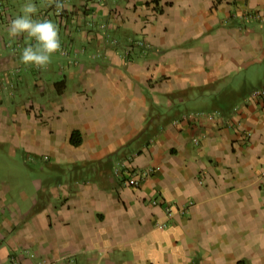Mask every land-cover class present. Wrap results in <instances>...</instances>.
Here are the masks:
<instances>
[{"label":"crops","instance_id":"1","mask_svg":"<svg viewBox=\"0 0 264 264\" xmlns=\"http://www.w3.org/2000/svg\"><path fill=\"white\" fill-rule=\"evenodd\" d=\"M24 2L0 0V264H264V0H33L43 69L8 36Z\"/></svg>","mask_w":264,"mask_h":264},{"label":"clouds","instance_id":"2","mask_svg":"<svg viewBox=\"0 0 264 264\" xmlns=\"http://www.w3.org/2000/svg\"><path fill=\"white\" fill-rule=\"evenodd\" d=\"M57 7H62L57 4ZM38 8L33 0H25L20 13L9 21L8 36L16 39L26 36L34 40L33 44L22 49L20 62L25 66H35L43 69L53 56L61 49V42L56 24L48 19L40 20L36 18Z\"/></svg>","mask_w":264,"mask_h":264},{"label":"built area","instance_id":"3","mask_svg":"<svg viewBox=\"0 0 264 264\" xmlns=\"http://www.w3.org/2000/svg\"><path fill=\"white\" fill-rule=\"evenodd\" d=\"M260 98H264V89H259V90H256L254 92H252L248 99L252 100V99H260ZM124 173H127V172H124ZM129 174V173H127ZM142 174L145 175V173L143 172ZM130 176V175H129ZM125 184H129V185H132V184H135V182L133 180H129L128 182H126Z\"/></svg>","mask_w":264,"mask_h":264},{"label":"trees","instance_id":"4","mask_svg":"<svg viewBox=\"0 0 264 264\" xmlns=\"http://www.w3.org/2000/svg\"><path fill=\"white\" fill-rule=\"evenodd\" d=\"M69 143L73 147H78L81 144V136L77 131L71 133V136L69 138Z\"/></svg>","mask_w":264,"mask_h":264}]
</instances>
